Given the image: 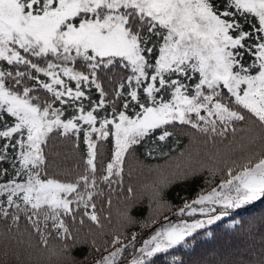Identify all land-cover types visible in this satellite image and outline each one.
<instances>
[{
    "label": "snow or ice",
    "instance_id": "1",
    "mask_svg": "<svg viewBox=\"0 0 264 264\" xmlns=\"http://www.w3.org/2000/svg\"><path fill=\"white\" fill-rule=\"evenodd\" d=\"M47 57L54 59H47L46 66L33 59ZM0 62L27 69L0 68V162L11 165V171L0 167V218L17 224L23 214L51 255L77 264L70 248L80 241L67 221L75 224L79 215L81 225L87 217L100 227L99 185L111 188L129 150L157 129L162 130L158 140L165 141L172 134L167 126L176 122L226 137L248 113L259 126L250 143L259 140L261 150L247 149L239 159L225 160L222 170L209 168L210 187L185 200L175 213L192 221L170 223L165 216L128 264H150L229 210L264 199V0H0ZM117 66L125 73L119 88H127L130 100L119 111L113 102L111 118L100 117L97 112L108 101L98 71ZM25 77L35 85L24 83ZM92 86L99 102L84 91ZM37 89L48 95H34ZM115 96L124 92L116 90ZM84 100L90 101V110ZM57 103L73 107V113L64 118L65 109ZM54 132L65 137L83 133L87 159L74 179L48 174L44 146ZM108 139L111 159L98 171L97 141ZM217 171L222 173L218 183ZM170 182L154 185L150 217L139 222L141 228L157 224L160 209H171L165 199ZM132 191L128 189L130 196ZM120 215L127 224L137 223L127 210ZM123 236L114 234V250L95 264H118L137 233L127 244ZM50 239L61 242L59 253L48 247ZM89 250L100 248L93 241Z\"/></svg>",
    "mask_w": 264,
    "mask_h": 264
},
{
    "label": "trees",
    "instance_id": "2",
    "mask_svg": "<svg viewBox=\"0 0 264 264\" xmlns=\"http://www.w3.org/2000/svg\"><path fill=\"white\" fill-rule=\"evenodd\" d=\"M153 40L155 41V37ZM50 58L33 59L34 62L43 66L45 61ZM0 67L13 72L16 70L27 71L22 65L9 66L6 62H0ZM75 67L77 70H81L79 65ZM33 74L35 75V73ZM124 75V71L119 66L113 67L111 70L102 68L98 71V82L104 87L108 101V105L104 109L98 110V116L108 115L111 118V104L113 102L119 111L123 110V104L130 100L127 96V88H119L121 77ZM40 78L47 80L42 75ZM24 83L30 87L35 85V81L29 80L27 77L24 78ZM69 86L74 88L75 83L69 82ZM116 90L123 91L124 96L116 97ZM84 91L92 101L99 102V92L94 86L85 88ZM33 94L41 97L48 95L43 89H37ZM163 95L166 99L169 98L167 94ZM83 103L85 110H90V101L84 100ZM55 106L65 109L64 118H68L74 111L73 107L67 105L61 106L57 103ZM128 114H132V109H129ZM245 116V121L235 123L236 132L233 133L229 129L226 137L205 134L191 128L190 125H181L176 122L167 126V130L172 134L165 141L158 140L162 130L157 129L142 140L140 144L134 145L126 154L121 177L113 178L114 182L111 184V188L108 184L101 183L99 185L103 195L96 196L95 203L101 226L98 227L93 224L87 217H84V223L81 225L79 223L81 216L79 215L75 224L72 223L71 219L67 221L73 237L80 241L76 247L70 248L77 264H91L93 260L103 254L105 248L111 246L110 241L114 234L123 232L122 240L130 241L132 232H136L137 239L134 244H137L143 237L152 232L158 223L163 222L165 216L168 217V220L178 218L179 216L175 215L177 207L183 205L185 200L194 199L202 189L207 190L210 187L206 183V180L213 179L208 171L209 164L215 163L219 158L217 153L225 152L229 144L236 143L240 139L244 142L243 147L237 149V152H241L240 157L245 154L244 151L247 149L260 151L259 140L255 144L250 143V140L259 132L258 122L253 125L251 121L255 118L250 117L248 113H245ZM188 137L198 140L200 146H203L201 151L199 149L193 156L190 170L176 174V171H173L169 174L171 170L169 167L168 171L166 168L167 172L163 175L158 173L156 168L161 163L166 164V162L171 161L180 150L185 152L192 149L187 145ZM2 143L3 141H0V144ZM217 145L223 147L215 148ZM112 148L111 139L97 141L96 164L98 171L106 167L110 161ZM212 151H214V157L210 155ZM44 153L49 175L61 180H70L83 173L87 159V146L83 140V133H80L79 137L72 134L65 137L59 132L50 134V138L44 146ZM225 158L229 160L227 154H225ZM147 163L156 165L154 173L147 172ZM0 167L8 168L11 171V165L7 162H0ZM153 174L159 177L156 181L150 180L153 179ZM221 174L220 171L217 172L214 178L216 183L219 182ZM8 178L4 177L3 180L6 181ZM163 179L171 181L165 188V199L172 207L171 209L165 207L159 210L156 217L157 224L148 228H141L139 222L150 217L149 203L152 200L153 187ZM129 188L133 190L131 196L128 192ZM109 199H111V204L108 203ZM153 208H155V204H153ZM125 210L137 223L127 224L123 221L120 213ZM27 240L38 245L41 253L55 257L52 264H70L63 255H51L47 248L40 245L38 236L33 233L23 214L20 215L17 224H13L10 217L0 218V264H36L29 257L31 251L24 253L21 246V244H26ZM93 241L100 248L99 252L94 250L90 252L89 248ZM105 241L109 243L105 244ZM68 243L71 245L72 241H68ZM48 247L55 248L59 253L61 242L50 239ZM150 264H264V199L237 210H229L227 216L213 225L197 230L192 237H187L181 245L169 249L168 252L157 254Z\"/></svg>",
    "mask_w": 264,
    "mask_h": 264
},
{
    "label": "rangeland",
    "instance_id": "3",
    "mask_svg": "<svg viewBox=\"0 0 264 264\" xmlns=\"http://www.w3.org/2000/svg\"><path fill=\"white\" fill-rule=\"evenodd\" d=\"M50 59H54V58H50ZM245 60H249V57L245 56ZM43 66H46V64L44 63ZM2 68V67H0ZM6 70V69H4ZM238 142H234V143H231L227 146V148L225 149V152H221L220 154L217 153L219 156V158H217V160L214 162H211L209 164V168H213V169H219V170H222L224 169L225 165H224V161L227 160L226 158L224 159L225 157V154L228 155L229 157V162L231 159H237L240 157V154L241 152H237L238 150L237 149H240L241 146L244 144V142L240 139V140H237ZM189 147H191L192 149L191 150H187L185 152L183 151H179V153L173 157V159L169 162H166L165 163H161L157 168H156V171L158 173H161L162 175L164 173H166L169 169V167H171V170L169 172V174L173 171H176V173H185L186 171L190 170L191 166L190 164L192 163V160H193V156L198 152V150L200 149L201 151V147H203L202 145L200 146V144L198 143V140H194L192 139L191 137H188V144H187ZM246 146V145H245ZM220 147H223L222 145H217L215 146V148H220ZM243 147V146H242ZM212 148V147H211ZM214 148V147H213ZM246 152V151H244ZM210 155L214 157V151L210 152ZM148 165L146 166V168L148 169V173H154V168H155V164H152V163H147ZM166 168H167V171H166ZM219 172V171H217ZM165 177V176H164ZM159 177L156 176L155 174H153V179H150V180H153V181H156ZM152 182V181H151ZM181 206L177 207L175 209V211H177ZM196 219H200L202 217H200L199 215H197L195 217ZM186 220L188 222H191L193 217H188V216H184V217H178L176 219H171V220H168V222L170 223H179L181 220ZM163 223H165V221L161 222V223H158L156 226L159 227V226H162ZM156 226L154 227L153 231L150 232L147 236L143 237L139 243L137 244H133L132 247H129L125 250L123 256L121 257V260L118 262V264H128V262L132 259V257L134 255H139L138 252H136V249L140 248L142 246V242L144 239H147L149 238V236L151 234H153ZM15 239V238H14ZM122 242L124 244H127L129 241H126V240H122ZM21 244V243H20ZM23 250H24V253L27 252V251H31V254L29 255V257L36 263V264H52V262L55 260L54 258L55 257H52V256H46V254H43L40 252L39 250V246L38 245H35L34 243L30 242L29 240H27V243L26 244H21ZM114 248L112 247V245L107 248V252L104 251L102 252L103 254H101L98 258H96L95 260L92 261L91 264H95V261L102 258V256L104 255H107L108 252H111L113 251ZM54 259V260H53ZM53 260V261H52Z\"/></svg>",
    "mask_w": 264,
    "mask_h": 264
}]
</instances>
